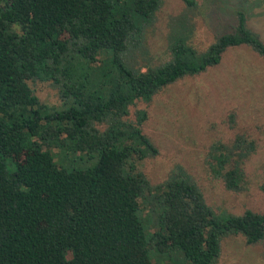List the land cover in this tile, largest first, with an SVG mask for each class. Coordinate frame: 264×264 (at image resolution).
Instances as JSON below:
<instances>
[{
  "label": "trees",
  "instance_id": "1",
  "mask_svg": "<svg viewBox=\"0 0 264 264\" xmlns=\"http://www.w3.org/2000/svg\"><path fill=\"white\" fill-rule=\"evenodd\" d=\"M159 7L0 0V264H215L223 238L264 239V215L216 214L192 180L171 173L151 185L135 164L157 154L140 128L145 112L128 121L135 101L219 65L231 48L264 59L239 12L235 31L204 52L176 36L168 61L135 67L129 56ZM28 81L52 82L63 106L40 103ZM254 147L242 137L219 146L211 173L240 190V164Z\"/></svg>",
  "mask_w": 264,
  "mask_h": 264
},
{
  "label": "rangeland",
  "instance_id": "2",
  "mask_svg": "<svg viewBox=\"0 0 264 264\" xmlns=\"http://www.w3.org/2000/svg\"><path fill=\"white\" fill-rule=\"evenodd\" d=\"M239 12L246 27L264 42V0H160L152 23L143 30L141 47L129 59L138 68L163 64L170 59L168 46L176 36L204 52L217 37L235 31ZM28 85L40 103L63 106L52 82L28 81ZM128 111V121L135 124L139 111L146 114L140 128L157 154L135 164L151 185L162 183L171 173L183 175L200 188L216 214L250 210L264 215L263 58L244 46L231 48L219 65L177 80L149 102L135 101ZM237 137L255 147L241 161L240 190L232 191L211 173L209 154H220L219 146L231 147ZM51 152L58 162L59 151ZM141 211L144 218L150 213L148 207ZM169 263L166 258L160 262ZM215 264H264V239L248 245L241 235L223 238Z\"/></svg>",
  "mask_w": 264,
  "mask_h": 264
}]
</instances>
